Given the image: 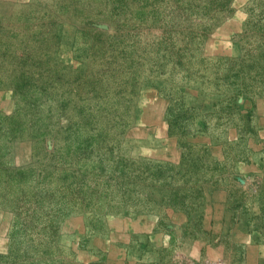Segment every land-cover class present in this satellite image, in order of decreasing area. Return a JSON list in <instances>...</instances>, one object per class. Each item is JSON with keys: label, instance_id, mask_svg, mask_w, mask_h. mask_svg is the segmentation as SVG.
<instances>
[{"label": "rangeland", "instance_id": "374dc122", "mask_svg": "<svg viewBox=\"0 0 264 264\" xmlns=\"http://www.w3.org/2000/svg\"><path fill=\"white\" fill-rule=\"evenodd\" d=\"M253 251L264 0H0V264Z\"/></svg>", "mask_w": 264, "mask_h": 264}, {"label": "crops", "instance_id": "0c3cea01", "mask_svg": "<svg viewBox=\"0 0 264 264\" xmlns=\"http://www.w3.org/2000/svg\"><path fill=\"white\" fill-rule=\"evenodd\" d=\"M250 258H246L247 263L251 262L252 264H259V262H264V258H255V251L250 253Z\"/></svg>", "mask_w": 264, "mask_h": 264}]
</instances>
